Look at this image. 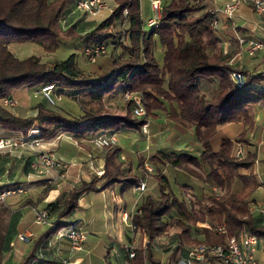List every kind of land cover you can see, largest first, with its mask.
<instances>
[{
    "label": "trees",
    "instance_id": "obj_1",
    "mask_svg": "<svg viewBox=\"0 0 264 264\" xmlns=\"http://www.w3.org/2000/svg\"><path fill=\"white\" fill-rule=\"evenodd\" d=\"M77 2L0 0V139L26 136L34 124L39 127L38 138L43 143L61 134L80 141L99 133L117 134L123 128L142 137L143 123H149L151 117L164 116L174 130L172 146L191 129L196 146L180 150L161 148L151 155L142 154L135 170L118 160L120 148L116 144L99 148L104 158L103 173L81 180L61 200L44 205L56 229L46 228L16 264H31L39 255L40 245L57 229L70 224L66 219L85 192L115 184L129 189L140 178L147 181L153 177L159 188L157 197L148 196L130 215L134 229L145 233L150 242L145 254L153 264H160L153 255L159 238L168 239L167 248L171 251L165 264H171L179 251L186 253L201 243L225 245L227 237L239 236L244 230L255 234L258 243L264 242V213L251 211L252 196L260 185L251 171L257 151L244 150V156H235L238 143L251 144L250 134L257 127L256 112L264 108L263 62L240 67L231 63L242 46L248 52L252 39L243 36L240 42L238 37L226 36L225 41L232 47L224 51L225 37L213 24L210 0L164 2L156 28L144 22L140 0H113L106 16L87 22L84 19L92 15L79 10ZM75 12L81 14L79 25L72 21ZM223 21L230 29H243L234 18L226 17ZM80 42H84L80 55L86 61H91L87 50L94 57L93 63L109 52L111 72H104L102 64L92 71L86 69L75 53L49 63L35 56L18 59L10 49L14 44L30 43L46 53H54L60 48L77 49ZM100 46L104 52L96 53ZM158 46L162 50L161 63L155 56ZM263 53L261 49L248 55L259 60ZM233 72L243 76L240 87L231 78ZM48 85L54 88L53 104L40 92ZM20 90L40 97L31 102L34 116H21L9 109L14 106L4 105L5 99H14ZM126 92L142 95L146 116L133 115V100L125 99ZM63 99L76 102L79 111L57 103ZM228 123L242 126L235 138L222 132ZM13 147L0 149L1 175L11 178L10 182L0 180V191L27 185L25 193L15 195H26L19 207H31L53 189V184L47 179L25 182V177L37 176L32 167L37 154L28 145L16 146L15 150L21 152L18 158L11 154ZM18 169L20 174L15 178ZM39 187L41 197L34 200L30 190ZM9 197L0 201V264H5L15 234L9 217L11 207L16 205L6 201ZM222 224L226 227L225 235L214 230ZM48 249L46 244L42 247L43 258L37 264L46 262ZM217 262L221 261L214 258L205 264Z\"/></svg>",
    "mask_w": 264,
    "mask_h": 264
},
{
    "label": "crops",
    "instance_id": "obj_2",
    "mask_svg": "<svg viewBox=\"0 0 264 264\" xmlns=\"http://www.w3.org/2000/svg\"><path fill=\"white\" fill-rule=\"evenodd\" d=\"M210 2L214 9L215 7L213 6L212 0H210ZM257 18H260L262 21H258ZM234 22L243 28L241 32L235 31L232 28L230 29L224 21L221 22L222 28H220V30L225 37L223 38L224 51L229 50L230 47H228V44H231L230 42L225 41L226 36H232L234 38H242L243 36H246L248 39H251V32L248 31L252 30L250 24H255L254 27H256L255 32L257 38L262 39L259 41H264V27L262 26L264 25V17L257 16L249 5L241 6L235 14ZM237 53L232 57L231 63L236 64L239 67L244 65L252 66L253 63H259L260 60L264 64V53L259 60L250 59L251 61H245L244 63L237 60ZM16 113L24 117H31L35 115V110L32 109L29 115L24 114L22 111H16ZM151 118H163L167 126L168 134L163 139V143L166 145L162 148L180 150L184 148H194L196 146L192 129L187 132L186 136L188 137L184 139L180 137L178 139L175 143L178 147L175 145L172 146L170 140L174 135V130L168 126L165 117L156 116ZM255 122L257 127L255 131L250 134L251 144L248 145V150L254 149L257 151L258 156H260L259 160H256L251 167V171L256 175L254 172L255 168H257L256 165H258L259 170H264V108H261L256 112ZM35 127L39 128L37 124H34L32 129L34 130ZM241 131L242 126L237 123H228L222 127L223 134L228 138H235ZM117 134L120 136V139L116 144L120 148L118 160L124 162L132 170H135L138 166L139 157L142 155L140 154L142 151L139 149L137 142L143 138L135 135L134 132L127 128H123V130ZM130 134H132L133 137L128 136ZM91 139L86 138L78 141L76 138L61 134L55 139L45 142L42 145V150L52 151L56 159L68 163L70 166L68 176L65 179H58L53 183V189L41 198L42 200L37 203V208H43L46 203L58 199V194L61 192L68 193L72 188L77 186L81 180H89L93 174L100 176L103 173L104 158L102 150L95 147L91 142ZM186 140L190 142L185 143ZM18 153L17 157L20 158V152ZM262 155L263 158L261 157ZM19 164L21 165L22 162ZM146 167L150 168L148 164H146ZM19 170L20 169L16 171L15 178L19 176ZM50 175L54 176L55 174L54 172H51ZM1 178L2 182H10L11 180V178H7V175H1ZM256 178L260 185L252 196L253 204L251 211L254 213L258 211L263 212L264 206V181L260 180L257 175ZM42 179H47V176L37 175L24 178L25 182L40 181ZM239 186L240 184L237 185V187ZM158 194V184L153 177L147 179V188L144 192H136L131 188L124 189L122 184H115L106 189H101L98 186L97 190L85 192L80 196L78 206L72 213L73 215L71 214L73 221L66 219L70 224L77 223L81 225L86 232V240L83 245V250L72 252L70 251L67 239L58 238L57 234L51 235L49 239L52 244L49 246L48 253L45 257L46 262L44 264H153L145 254L146 243L149 242V240L145 233L132 228L133 224L130 220V215H132L136 208L143 203L148 196L157 197ZM39 195L41 197V192L35 195L34 200H36ZM23 207H28V205ZM23 207L15 208V206H13L10 209L13 215V221L10 227L12 231L15 232L13 237L17 235V233L23 232L24 229H29L31 232L35 230L33 235L35 236L34 239H36L43 233V231H45L42 230L43 228L40 226L37 228L39 229L38 231L37 229H31L30 227H25L22 231L17 228L18 222L24 216L22 214ZM202 226L208 227L206 224H203ZM166 239L167 238H159L155 241L153 255L160 264H165L168 257L167 255H170L171 253L167 248L168 240ZM165 240L166 242H164ZM12 243L13 241H11V245ZM159 244L164 246H159ZM126 245H129L134 249L135 257L137 256V258L134 257L131 259L128 257V254L123 249ZM9 253L10 257L13 256L14 260H16L15 264L25 254L24 253L21 257L15 259L13 247ZM253 259L254 264H264L263 241H259L254 248ZM216 264L222 263L217 262Z\"/></svg>",
    "mask_w": 264,
    "mask_h": 264
},
{
    "label": "built area",
    "instance_id": "obj_3",
    "mask_svg": "<svg viewBox=\"0 0 264 264\" xmlns=\"http://www.w3.org/2000/svg\"><path fill=\"white\" fill-rule=\"evenodd\" d=\"M152 16L147 20V26L150 28H156L158 26L160 12H161V0H150ZM249 4L252 6L254 13L257 16L264 15V0H227L220 9L212 10L214 13V26L218 24V14H225L228 18H233L236 12L241 8V6ZM77 8L79 10L86 11L89 15H96L99 11L106 8L105 0H78ZM127 11L125 10V13ZM239 41L242 42L243 39L239 38ZM249 54H253L257 50L264 49V42L250 40L248 42ZM104 47L100 46L95 49V52H104ZM91 60L94 57L87 50ZM231 78L234 80L236 86L240 87L243 83V76L238 72H233ZM53 86L48 85L41 88L40 92L43 96L51 103H54V98L52 97ZM125 99L133 100V115L137 118L146 116V110L144 107L143 97L141 94H132L126 92L124 95ZM4 105L9 107L15 106L16 102L14 99H5ZM34 125L32 126V128ZM31 128V129H32ZM28 132L26 136H21L19 138L12 139H0V149L6 147H16V146H25L28 145L33 149L36 154V160L33 161L32 167L35 169L37 175L47 176V182L53 184L58 179H65L68 176V170L70 164L62 162L54 156L52 151H44L41 149V146L44 144L41 139H39V128H36ZM140 133L143 138L148 139L149 136V123L145 122L141 126ZM93 145L97 148L107 147L117 143L116 134H107L102 133L97 136H94L91 139ZM243 155V150L241 145H237L235 156L241 158ZM150 170V168H147ZM54 172V176H51L50 173ZM1 180V178H0ZM147 188V181L145 178H140L135 185L131 187L133 191L144 192ZM27 185H18L16 187L10 186L3 188L0 191V201H4L7 197L15 194H23L27 191ZM34 213V224L40 227H52L56 229L55 223L49 217V214L44 208H32ZM264 212V206H263ZM134 229V226L132 225ZM217 234L225 235L226 227L224 224L214 228ZM54 234H57L58 238H65L69 241L70 251H80L83 250V245L86 240V232L83 227L77 223H71L65 227L57 229ZM53 234V235H54ZM32 233L29 229H25L23 232L17 233V238L23 242H30L32 239ZM51 246V241L48 238L40 245L39 255L35 258L31 264H37L42 258L41 249L44 245ZM150 244V242H147ZM258 244V238L249 230H244L239 236H229L226 239L225 245L219 244H207L201 243L195 247L190 248L186 253L178 252V256L174 264H205L211 259L217 258L221 261L222 264H254L253 251ZM128 254L129 258L135 257L134 249L126 245L123 248Z\"/></svg>",
    "mask_w": 264,
    "mask_h": 264
},
{
    "label": "rangeland",
    "instance_id": "obj_4",
    "mask_svg": "<svg viewBox=\"0 0 264 264\" xmlns=\"http://www.w3.org/2000/svg\"><path fill=\"white\" fill-rule=\"evenodd\" d=\"M169 0H161V6L163 5L164 2H168ZM227 1V0H226ZM223 0H212L213 2V6L215 7L216 10L220 9L221 6L226 2ZM141 3V9H142V18L144 20V22H146L151 16H152V11H151V3L150 0H140ZM105 4H106V8L103 9V11H99L96 15H92V17H87L86 19H84V22H87L90 18H96V19H101L104 16H106L108 13L110 12L109 9L111 7L108 6H112L113 5V0H105ZM249 5V4H246ZM213 9V8H212ZM76 15H74L72 21L74 22V24H80L81 22L79 21L81 14H79L78 12H75ZM219 18L221 20L224 18H226L227 16L225 14H218ZM235 16H233L234 18ZM219 19L218 24L215 26H218L219 28H222V23L221 20ZM260 18H257L258 21H262ZM256 20V21H257ZM262 24V23H261ZM255 24H250L252 30H248L249 32H251L250 34V38L256 40L257 39V35L255 32V28L254 27ZM258 26V25H257ZM264 27V25H262ZM264 33V32H263ZM242 39V38H241ZM260 39V38H258ZM262 40V39H260ZM264 42V41H262ZM79 46L77 47V49H71V48H60L59 50H57L54 53H46L41 47L34 45V44H30V43H23V44H14L10 46V49L12 51V53L14 54L15 57H17L18 59H25L29 56H35L38 57L42 62H49L52 63L55 60H60V59H65L69 54L71 53H75L76 55H80L82 53V51L84 50V42H80L78 43ZM228 47H232V44H228ZM238 56L236 57L237 60L241 61V62H248L251 58L248 55L247 50L245 51V47L243 46L242 48L238 49ZM155 56L157 58V60L161 63L162 62V50L161 47L158 46L155 49ZM79 61L82 63V65L85 66L86 69L89 70H95L98 68L99 65H103V71L106 73H110L111 69H112V63L111 60L109 59V52L106 55H101L98 56L96 59V62H92L93 60L89 61V60H85L83 58V56L80 55L79 57ZM236 60V61H237ZM235 61V60H234ZM251 61V60H250ZM40 97L38 95H36L34 92H28L26 90H20L19 92H17L16 96L14 97V100L16 102L15 106L13 108H9L12 111L16 112V111H22L24 114L29 115L32 111L31 106V102L34 103L37 100H39ZM57 101V100H56ZM57 103H59V105H61L62 107L66 108V109H71L74 112L79 111V107L78 104L72 100L69 99H63L60 101H57ZM149 136L148 139H141L140 141L137 142V144L139 145V149L142 151L140 154H152L154 153L156 150L165 147V143H163V139L167 136L168 131H167V126L164 122L163 118H158V119H153L150 118L149 120ZM239 130V129H238ZM235 133V132H234ZM237 133V131H236ZM235 133V134H236ZM117 135V141L120 139V136L118 134ZM229 135V134H228ZM130 137H133L132 134L128 135ZM188 136H183L181 138H186ZM250 141V138H249ZM190 141H187L185 143H188ZM117 144V143H116ZM163 145V146H161ZM175 145V144H174ZM237 145H241L242 150H243V154H244V150L247 151L248 150V145L243 143L240 144L238 143ZM176 146V145H175ZM147 147V148H146ZM178 147V146H176ZM14 148V147H13ZM42 148V146H41ZM19 149L15 148L11 151V154H19L18 151ZM48 151V150H45ZM145 151V152H143ZM21 154V152H20ZM244 156V155H243ZM263 158V155L261 156ZM260 156H257V160H259ZM1 166V165H0ZM257 168H255V173L257 175V177L260 180L264 181V170H259L258 165H256ZM1 167H0V177H1ZM2 179V178H1ZM18 179H22L21 177H18ZM149 181V180H148ZM77 185V184H76ZM30 192L33 195V198L35 197V195H37L39 192H41V187L39 188H34L32 191L30 190ZM67 194L66 192L64 193H60L58 194V199L61 200L64 195ZM26 195L21 196V195H11L6 201L10 202L12 205H16V207H19L23 201L25 200ZM42 200V199H41ZM38 204L31 206V208L28 207H23L22 208V214L24 215L20 221L18 222L17 228L19 230H23L25 227H30L31 229H37L39 226L35 225L33 223V219H34V213L32 211V208H37ZM40 208V207H39ZM73 215V214H72ZM68 220H72V216L70 215L68 218ZM13 221V215H11L9 217V224H11ZM43 228L42 230H45L46 227H41ZM25 230V229H24ZM39 229H37L38 231ZM35 231V230H34ZM33 231V232H34ZM33 232H31L33 234ZM35 233V232H34ZM35 236L32 235V239L30 242L26 243L23 241H20L17 238V235H15L13 237V243H12V247H13V252L15 255V259L19 258L22 256V254L26 253L27 250L29 249L32 241L34 240ZM168 240V239H166ZM166 240L164 242H166ZM197 245V244H196ZM196 245H193L192 247H195ZM159 246H164V245H160ZM178 253V252H177ZM167 261L169 260V255H167ZM178 256V254H176V256L171 260V264H174V259H176ZM5 264H15L14 257H10V253H8L6 255L5 258Z\"/></svg>",
    "mask_w": 264,
    "mask_h": 264
}]
</instances>
